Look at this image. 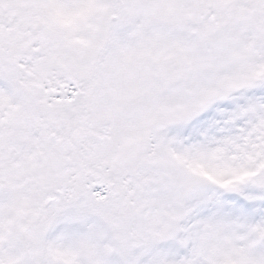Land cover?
<instances>
[{
    "label": "snow or ice",
    "instance_id": "6c2138e0",
    "mask_svg": "<svg viewBox=\"0 0 264 264\" xmlns=\"http://www.w3.org/2000/svg\"><path fill=\"white\" fill-rule=\"evenodd\" d=\"M0 264H264V0H0Z\"/></svg>",
    "mask_w": 264,
    "mask_h": 264
}]
</instances>
